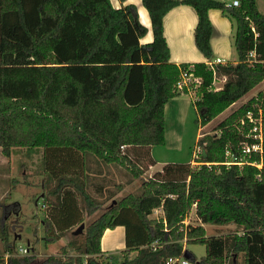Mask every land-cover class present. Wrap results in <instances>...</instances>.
I'll use <instances>...</instances> for the list:
<instances>
[{
	"label": "trees",
	"instance_id": "obj_1",
	"mask_svg": "<svg viewBox=\"0 0 264 264\" xmlns=\"http://www.w3.org/2000/svg\"><path fill=\"white\" fill-rule=\"evenodd\" d=\"M141 3L152 31L147 43L140 42L147 28L131 3L114 7L110 0H0V153L9 158L14 148H44L54 181L47 189L50 197L43 195L49 243L101 206L87 190L93 162L120 165L133 178L144 174L141 164H155L150 148L165 142L164 106L179 94L174 86L180 68L189 65L169 61L163 35L167 11L180 4L195 10L194 45L207 59L213 56L208 11L219 9L235 21L237 61L217 64L214 72L204 62L192 64L202 78L200 97L193 103L200 126L264 80V14L256 0H239L238 6L219 0ZM214 73L226 76L217 90L208 87ZM257 103L264 115V89L224 117L214 134L198 137L199 166L166 163L137 191L112 200L79 235L83 242L77 255L63 249L42 259L18 256L5 221L0 222L4 252L11 254L6 264H113L112 256H103L100 239L116 225L125 228L118 264H165L184 254L185 243L204 245L198 260L188 252L197 264H238L240 254L243 264H264V160L261 168L223 163L226 150L238 153L239 142L247 139L239 121ZM259 160L257 153L249 158ZM121 189L117 186L104 198L112 199ZM94 191L103 194L101 186ZM192 208L199 224L185 225ZM155 209H161L160 217H151ZM202 224L237 228L207 236Z\"/></svg>",
	"mask_w": 264,
	"mask_h": 264
},
{
	"label": "rangeland",
	"instance_id": "obj_2",
	"mask_svg": "<svg viewBox=\"0 0 264 264\" xmlns=\"http://www.w3.org/2000/svg\"><path fill=\"white\" fill-rule=\"evenodd\" d=\"M225 1L230 2L231 0ZM258 4L262 11H264L263 0H258ZM224 16L231 25V29L228 27L222 40V51H224V53L221 55L225 60L231 61L237 58L234 46L235 21L232 17ZM210 44L212 47V54L215 57L214 53L216 48L212 42ZM211 58L213 59V57ZM219 83H221L220 80H218V84ZM263 89L264 81L260 82L248 94L240 98L239 101L231 105L205 126H200V123L197 121V114L190 96L187 93L178 94L177 100L185 103L187 107L185 111L184 109L182 111H177L175 116L171 115L170 117V115H167L165 126V136L167 138H165L163 145L153 146L151 148V156L155 160L154 169L159 170L162 165L166 163L190 162V160L193 159V154L197 147L196 141L199 137L197 134L200 132L201 134H214L216 132L214 127L224 117L238 108V106L251 96L256 94L257 91ZM178 112H180L179 115ZM43 151L44 148L41 147H19L12 149L10 158L3 160L5 157H2V159H0V176L2 174H8L9 178H0V188H3L7 192L5 194L6 196L0 200V222L5 221L10 234L9 240L14 244V250L17 253L20 247H25L28 248V250H32L33 254H35L38 259L45 258L49 256L48 254L50 253H60L63 249L68 253H78V250H80L79 246L83 242V236L79 235L84 233V229L88 223L104 212L112 200L116 203L121 197L137 191L141 182L154 173L153 171H150L151 169L149 166L141 164L144 174L140 178H133L132 174L120 165H104L102 163L93 162L91 165L92 169L99 171V174L102 175H98L95 171L89 172L92 174V177L96 178V180L93 181V187L90 185L87 187V190L96 200L102 202L101 206L90 216L86 215L84 217V221L81 222L84 224V227L82 231L77 234V238H74L76 235L73 234V231H75L81 223L75 225L72 229L65 231L55 242L49 243L47 242L46 227L43 223L45 217L44 212L47 209V202L44 201L42 193H45V195L47 194L50 197L49 192L47 193V189L48 187L53 186L54 181L52 174L47 170L46 161L43 158ZM97 182H101L99 184H102L105 188V192H103L102 195H98L94 191V188L99 186L97 185ZM119 185L122 186V189L116 191L112 199L104 198L106 193L115 191L116 187ZM79 201H81V198H79ZM7 204H10L11 206L4 207V205ZM10 211L11 214L8 213ZM14 212H19L17 217L13 216L12 213ZM161 214L162 211L160 210L153 211L151 217H160ZM5 215H7L6 218L4 217ZM194 216L195 214L191 211L188 222L192 225L199 224V221H197ZM217 226L219 225L205 224L206 235L210 236L213 234L233 231V229H227L223 227V225H220L222 227L219 228ZM105 236L110 241V247L112 248H118L122 242L124 244V236L117 230L108 232ZM123 248H125V245L124 247L122 246V249ZM184 249L185 251L190 252L197 260L205 254V247L201 244L185 243ZM0 250H4V247H0ZM38 254L41 255L38 256ZM112 263L118 264V258L113 257ZM193 264L197 263L193 262Z\"/></svg>",
	"mask_w": 264,
	"mask_h": 264
},
{
	"label": "crops",
	"instance_id": "obj_3",
	"mask_svg": "<svg viewBox=\"0 0 264 264\" xmlns=\"http://www.w3.org/2000/svg\"><path fill=\"white\" fill-rule=\"evenodd\" d=\"M110 1L114 7H119L123 4H130V3L134 4L137 8L139 21L141 22V24H143L147 28V32L140 39V42L141 43H147V42H150L152 40V31H151V26H150V19H149L148 13L146 12L144 6L141 3V0H124V1L110 0ZM256 3H257V7L260 10V12L264 14V11H262L261 7L258 4V0H256ZM263 3H264V0H263ZM208 17H209V20H210L211 25L213 27V33H212L211 38H210V43L212 42L216 48L215 53H214L215 57H214V55L212 56L213 59L212 58L211 59L205 58L197 50V48L194 45V29H195V26L197 24V15H196L195 10L189 5L180 4V5H177L173 8H171L169 11H167V13L163 16V35L165 37V41H166V44H167L168 49H169V61L170 62H172L176 65H179L181 63L193 64L196 62H204L205 64H207L208 62L214 61L217 58H219L221 61L219 63H215L213 65V66H215L217 64L235 63L237 61V58H235L231 61H227L221 55L222 53H224V51H222L223 47H222L221 43H222V40L224 38V35L227 32L228 27H229V29H231V25L228 23V21L226 20L225 16L221 13V11L218 9H210L208 11ZM188 95L190 96L192 103H193V95L192 94H188ZM186 107H187V105L185 103L177 100V96L169 99L164 106V124H165V126H166L167 115H170V117H171V115L175 116L177 111H180V110L182 111L183 109L185 111ZM179 114H180V112H178V115ZM165 134H166V127H165ZM198 135L200 136L201 132L198 133L197 136ZM165 138H167V137L165 136ZM151 148H150V153L152 151ZM2 157H4V156L1 155V153H0V159H2ZM3 160H6V157ZM0 163H1V160H0ZM154 166H155V164L149 165V168L151 169L150 171H153V172L158 171V170L154 169ZM96 173L98 175H102V174H99V172H96ZM89 175H90V181H91L90 184H94L93 181L96 180V178L92 177V174H90V173H89ZM0 178L9 179L8 174L7 175L2 174L0 176ZM102 180H103V178H102ZM102 180H100V181H102ZM99 183H101V182H97V185H99V186H97V188L98 187L100 188V186H101L102 192H105V188L103 187L102 184H99ZM91 187H93V186L91 185ZM6 193L7 192L3 188H0V200L6 196L5 195ZM43 195L44 194L42 193V196ZM155 210L161 211V209H155ZM8 213L11 214V211ZM12 214H13V216L17 217L19 212H14ZM6 216L7 215H5L4 217L6 218ZM11 225H10V227H11ZM202 225L205 228V224H202ZM217 227L219 228L222 226L219 225ZM223 227H225L227 229H233V230H235L237 228L234 224L223 225ZM114 230L119 231L124 236L125 228L122 225H116L115 227H113V229L107 228L104 230V232L101 236L100 246H101V251L103 253V256L117 257L118 262H120V260H121L120 252L124 249V248L122 249V246L124 247L125 244H123V242H122L118 248H112V247H110V241L105 236L108 232H111ZM225 233H227V232H225ZM225 233H218V234H213V235H221V234H225ZM2 246H3V243H2V240L0 238V247L2 248ZM50 251H52V250H50ZM29 254H33L32 250H29ZM58 254L59 253H50L48 255H58ZM68 254L69 255H77V253L74 254V252H70ZM9 255H11V254L4 252V250H0V256H2L1 259H2L3 264H6L7 258ZM40 255L41 254H38V256H40ZM224 264H226V263H224ZM238 264H243L241 254L238 256Z\"/></svg>",
	"mask_w": 264,
	"mask_h": 264
},
{
	"label": "built area",
	"instance_id": "obj_4",
	"mask_svg": "<svg viewBox=\"0 0 264 264\" xmlns=\"http://www.w3.org/2000/svg\"><path fill=\"white\" fill-rule=\"evenodd\" d=\"M225 2L228 6H238L239 0H231L230 2H226L225 0H219ZM255 54L253 51L249 53L250 58H254ZM221 60L217 58L214 61L208 62V65L212 70L214 69L213 65L215 63H219ZM194 67L192 64L184 68H180L179 79L177 80L174 90L177 93H187L193 95V103L200 97L199 88L202 83V78L199 75L194 74ZM214 72V70H213ZM218 80L221 83L218 84ZM226 80V76L217 77L214 73L213 80L209 88L212 89H220L223 83ZM261 99L259 102H261ZM240 125L245 128V138L252 140L253 142H248L247 139H243L239 142V152L234 153L233 151L226 150V161L223 162L225 165L229 164H237L238 166H242L243 164H251L256 166L257 168H261L263 160H264V150L262 147V141L264 137V115L262 107L257 103L253 109L246 111L244 116L240 119ZM202 135V134H201ZM126 146L121 145L120 149L124 150ZM253 153H257L259 155V161H249V158ZM200 155V147H196L193 159L190 160L192 166H199L202 162L199 161ZM209 165L208 163H206ZM194 207V205H193ZM156 211V210H155ZM191 211L194 214V209L192 208L189 214L184 218L183 223L186 225L188 222V218L190 216ZM195 217V216H194ZM29 254L28 248L20 247L18 249V255L23 256ZM165 264H193L191 260L181 256L169 257L167 258Z\"/></svg>",
	"mask_w": 264,
	"mask_h": 264
},
{
	"label": "water",
	"instance_id": "obj_5",
	"mask_svg": "<svg viewBox=\"0 0 264 264\" xmlns=\"http://www.w3.org/2000/svg\"><path fill=\"white\" fill-rule=\"evenodd\" d=\"M112 203H115V201L113 200ZM83 227H84V224L81 223V224L78 226V228H77L75 231H73V234H74V235L79 234V233L82 231ZM12 229H13V227H12ZM183 256L186 257V258H188V252L185 251L184 254H183Z\"/></svg>",
	"mask_w": 264,
	"mask_h": 264
}]
</instances>
